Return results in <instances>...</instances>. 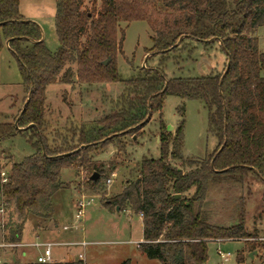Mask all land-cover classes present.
<instances>
[{
	"label": "trees",
	"instance_id": "trees-1",
	"mask_svg": "<svg viewBox=\"0 0 264 264\" xmlns=\"http://www.w3.org/2000/svg\"><path fill=\"white\" fill-rule=\"evenodd\" d=\"M84 2L55 0L59 47L51 53L40 41L39 26L20 14L19 0H0V49L8 41L29 98L12 123H0V145L22 135L35 149L34 155L8 169L7 182L0 184L3 206L11 204L21 223L29 217H49L50 198L62 185L61 170L82 169L88 174L86 183L96 187L105 177V167L90 155L108 145L124 153L123 139L138 137L148 115L157 113L160 157L143 158L135 178L102 207L140 216L139 249L160 264H206L209 241L244 240L254 250L256 243L248 239L255 236L245 228L243 198L231 225L208 220L203 206L210 184L218 179L245 184L252 176L264 184V53L255 36L264 25V0H100L98 10L93 3L90 11L82 9ZM133 22L147 24L150 51L163 58L189 55L194 49L191 43L205 50L216 44L224 55L222 70L166 80L162 68L143 67L123 80L116 64L124 40L121 25ZM73 82L87 87L120 83L124 90L111 112L92 125L49 130L46 89ZM168 95L204 104L208 133L217 144L202 160L183 157L184 121L174 135L166 134L161 109ZM16 120L18 128L26 129H15ZM94 174L98 177L92 181ZM21 233L19 224L9 228L4 239L19 243ZM241 254L238 263L243 262Z\"/></svg>",
	"mask_w": 264,
	"mask_h": 264
},
{
	"label": "rangeland",
	"instance_id": "rangeland-1",
	"mask_svg": "<svg viewBox=\"0 0 264 264\" xmlns=\"http://www.w3.org/2000/svg\"><path fill=\"white\" fill-rule=\"evenodd\" d=\"M98 10L100 0H85L82 9L93 10L92 4ZM19 12L26 21L37 24L43 35L46 48L54 53L59 44L54 30L55 0H19ZM124 30L122 54L117 56L116 64L120 77L128 80L135 76L140 68H162L166 80L172 78L203 77L211 72H220L224 66V55L215 44L211 49H204L200 44L191 43L194 49L188 55L169 54L166 57L157 56L150 51L152 34L146 23L133 22ZM255 36L258 39L259 50L264 53V25ZM190 46V45H189ZM174 58H178L174 60ZM178 63H177V62ZM124 90L123 84H102L92 87L81 86L75 82L70 85L55 84L48 86L45 97V119L49 130H63L70 126H90L97 120L109 114L113 104ZM27 99L20 77L17 61L5 42L0 49V123H12L23 108ZM182 109L183 111L181 112ZM159 115L153 113L145 122L138 137L127 136L123 139L126 151L118 153L111 145L93 152L90 157L94 162L104 165V179L96 187L86 183L88 174L82 169H63L60 173L62 184L50 198L51 215L46 220L36 221L30 217L27 223H21L13 206H3L0 222L6 235L9 228L15 229L22 224L23 237L43 242H86L84 248L79 246L53 247L52 257L60 260L67 254L68 258H77L83 253L86 264H160L157 260H149L140 251L142 243V224L140 217L128 212L109 213L102 203L121 192L126 181L136 176V169L143 158L158 159L159 151ZM161 121L166 126V134L174 135L181 121L183 127V149L185 159L202 160L213 152L217 141L208 133V112L203 103L195 100L180 99L166 96L161 109ZM2 159L0 165L8 171L12 163L35 154V149L27 137L17 135L0 145ZM180 167V162H173ZM97 174V173H96ZM115 177L109 186L105 180ZM193 190L188 193L191 196ZM83 197L92 203L84 208L81 221L75 218L76 201ZM239 198H243L245 228L255 238L248 242L256 243L250 250L244 245V240L209 241L207 242L206 264H264V184L255 177L249 176L248 181L239 184L225 179H218L208 188L203 206L208 220L216 224L231 225L230 219L238 212ZM116 211V208H115ZM57 225L51 236H36L29 234L37 227ZM66 226L67 231H62ZM5 228V229H4ZM35 237V238H34ZM1 243V238H0ZM73 243V242H71ZM26 258L10 254L6 249H0L3 264H36V254L31 249H25ZM242 252L243 262H237L238 254ZM221 253V255L219 254Z\"/></svg>",
	"mask_w": 264,
	"mask_h": 264
},
{
	"label": "built area",
	"instance_id": "built-area-1",
	"mask_svg": "<svg viewBox=\"0 0 264 264\" xmlns=\"http://www.w3.org/2000/svg\"><path fill=\"white\" fill-rule=\"evenodd\" d=\"M7 176L8 173L7 171L2 170L0 173V184H4L7 182ZM115 175L111 174V178H108L105 180V185L109 186L112 182V178H114ZM93 199H89L88 201L84 200L83 197L80 198V200L77 201V210L75 214V218L77 221H81L83 214H84V208L91 204ZM4 212V207L0 205V213L3 214ZM67 227H63V230H67ZM221 242V241H219ZM89 243L86 242H73V243H66V244H55L51 242H43V243H33L29 245L21 244V243H0V249H6V250H14V249H19V248H24V247H31L35 249H39L41 253L36 257V263L37 264H51V258H52V249L53 247H60V246H68V247H73V246H79L84 248L87 246ZM221 255V253H219ZM222 256V255H221ZM0 264H3L2 259L0 258ZM75 264H86L85 262V257L83 253H79L77 255V259Z\"/></svg>",
	"mask_w": 264,
	"mask_h": 264
},
{
	"label": "crops",
	"instance_id": "crops-1",
	"mask_svg": "<svg viewBox=\"0 0 264 264\" xmlns=\"http://www.w3.org/2000/svg\"><path fill=\"white\" fill-rule=\"evenodd\" d=\"M3 200H2V198H1V196H0V203L2 202ZM76 205H77V201H76ZM104 208V207H103ZM104 210H106L107 212H109V213H114V212H120V211H115L114 210V212H111L108 208H104ZM122 212V211H121ZM123 212H128V213H131L129 210H125V211H123ZM132 214V213H131ZM51 215V214H50ZM140 217V216H139ZM30 218V217H29ZM29 218L26 220V222H25V224L27 223V221L29 220ZM36 218V221H38V219L41 221V220H46V218L47 219H49L50 218V216L49 217H46V218H39V217H35ZM140 221H141V217H140ZM39 222V221H38ZM141 224H142V221H141ZM63 227H66V226H63ZM63 227H62V231H67V230H63ZM2 228V226H1V222H0V230L3 232V230L1 229ZM55 229H58V227H57V225L55 224L54 226H52V227H50V226H48V225H46V226H44V227H42V225H39L38 227H37V231L34 229L32 232H30L29 231V234H32V233H34V234H37L36 236H51L52 234H54V231H55ZM1 232V242H4V243H10V242H8V241H6L5 239H4V233H2ZM24 235L21 233V240H20V242L19 243H21V244H25V245H29V244H33V243H38V241H35V240H31L29 237L28 238H26V237H23ZM35 238V237H34ZM71 242H74L73 240H71V241H64V242H51V243H55V244H66V243H71ZM142 242H143V240H142ZM41 243V242H40ZM61 247V246H60ZM31 249L33 252H35V254H36V257L41 253V251L39 250V249H35V248H31V247H24V248H19V249H14V250H8V252L10 251L11 253V255L14 253V254H16V255H18V256H20L21 258H26V256H27V252H26V250L25 249ZM52 255H53V253H52ZM64 258H60V260H57V259H54V257H52L51 258V264H75V262H76V259L77 258H68L67 257V254H64V256H63ZM37 264V263H36Z\"/></svg>",
	"mask_w": 264,
	"mask_h": 264
},
{
	"label": "water",
	"instance_id": "water-1",
	"mask_svg": "<svg viewBox=\"0 0 264 264\" xmlns=\"http://www.w3.org/2000/svg\"><path fill=\"white\" fill-rule=\"evenodd\" d=\"M41 33H42V32H41ZM42 39H43V35H42L40 41H42ZM180 41H181V38L177 41V43L175 44V46H177V45L179 44ZM212 41H214V39H211V40H209L208 42H212ZM5 44H6L7 48H8V41H6ZM108 61H109V60L107 59V60H105L102 64H103V65H106V64L108 63ZM228 66H229V64L227 63V64H226V69H225V71H224V73H223V76H224L225 73L227 72V68H228ZM28 101H29V98L27 97V99H26V101H25V103H24V106H23V108L21 109V114L23 113V111H24V109H25V106L27 105ZM149 118H150V115H148V117L146 118L145 122H146ZM17 120H18V118H17ZM17 120H16V122L14 123V127H15V129H17V130H19V131L26 129V128H23V129L18 128V127H17ZM81 148H84V146H82ZM221 149H222V148H220V150H221ZM220 150H219V151H220ZM97 177H98V176H97L96 174H94V176L91 177V180H92V181H95V180L97 179ZM174 198H175V199H178V198H180V196H179V195H175ZM116 211H119V209L116 208Z\"/></svg>",
	"mask_w": 264,
	"mask_h": 264
}]
</instances>
